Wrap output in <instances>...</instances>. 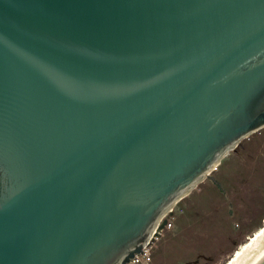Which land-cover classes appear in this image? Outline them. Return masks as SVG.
<instances>
[{"label": "water", "instance_id": "water-1", "mask_svg": "<svg viewBox=\"0 0 264 264\" xmlns=\"http://www.w3.org/2000/svg\"><path fill=\"white\" fill-rule=\"evenodd\" d=\"M262 126L264 0H0V264H128Z\"/></svg>", "mask_w": 264, "mask_h": 264}, {"label": "rangeland", "instance_id": "rangeland-1", "mask_svg": "<svg viewBox=\"0 0 264 264\" xmlns=\"http://www.w3.org/2000/svg\"><path fill=\"white\" fill-rule=\"evenodd\" d=\"M148 246L150 264H224L264 226V126L179 199Z\"/></svg>", "mask_w": 264, "mask_h": 264}, {"label": "bare ground", "instance_id": "bare-ground-1", "mask_svg": "<svg viewBox=\"0 0 264 264\" xmlns=\"http://www.w3.org/2000/svg\"><path fill=\"white\" fill-rule=\"evenodd\" d=\"M264 240V226L253 234L248 242L242 244L241 250L230 257L224 264H242L251 252Z\"/></svg>", "mask_w": 264, "mask_h": 264}, {"label": "built area", "instance_id": "built-area-1", "mask_svg": "<svg viewBox=\"0 0 264 264\" xmlns=\"http://www.w3.org/2000/svg\"><path fill=\"white\" fill-rule=\"evenodd\" d=\"M177 202V201H176ZM176 202L173 204V206H171L169 208L168 211H166L160 218V220L157 222L156 226L158 225V223H160L164 218L166 219L165 225L163 228H161L160 233L163 229H168L171 228L172 226V221H171V217L173 215V212L175 210V204ZM148 246L146 245L143 247V250L140 254H135L134 257L131 259V261L128 264H150V253L148 252Z\"/></svg>", "mask_w": 264, "mask_h": 264}]
</instances>
